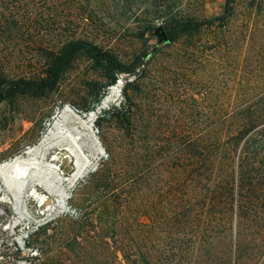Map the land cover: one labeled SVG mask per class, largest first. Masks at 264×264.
<instances>
[{
	"label": "rangeland",
	"instance_id": "rangeland-1",
	"mask_svg": "<svg viewBox=\"0 0 264 264\" xmlns=\"http://www.w3.org/2000/svg\"><path fill=\"white\" fill-rule=\"evenodd\" d=\"M66 1L58 18L46 19L53 23L49 26L94 43L124 64L150 56L155 42L140 36L148 27H162L171 15L216 18L224 10V0ZM233 16L224 32L206 29L200 38L185 37L148 58L139 87L128 91L130 102L124 88L135 77L119 75L120 104L89 122L101 156L64 204L76 207L79 216H63L37 235L40 264H230V239L207 242L206 208L186 207L194 170L186 155L190 133H195L197 158L204 140H214L221 128L218 115L240 111L260 93L255 84L264 85V0H239ZM14 42L6 44L12 59L1 64L0 73L41 77L45 66L40 52ZM107 83L104 72L80 55L54 91L1 103L0 162L36 145L59 110L71 108L88 119L99 106L86 112L97 93L104 94L103 100L114 86ZM124 106L133 116L132 132L122 125ZM74 162L62 166L66 180ZM33 171L27 166L11 173L25 180ZM112 183L118 187L112 189ZM39 192L49 201L44 206L62 207L58 197ZM24 194L31 206L37 205L27 190ZM106 198L116 203H109L105 212ZM231 255L234 259V247ZM246 264H264V256Z\"/></svg>",
	"mask_w": 264,
	"mask_h": 264
},
{
	"label": "trees",
	"instance_id": "trees-1",
	"mask_svg": "<svg viewBox=\"0 0 264 264\" xmlns=\"http://www.w3.org/2000/svg\"><path fill=\"white\" fill-rule=\"evenodd\" d=\"M238 2L224 0L223 15L216 18L171 15L160 27L168 39L161 44L155 36L158 28L148 27L140 36L146 39L147 35V39L155 42L150 56L124 64L94 43L56 33L54 26H49L54 17L63 13L66 5L61 4L67 3L66 0H0V66L12 59L6 46L12 41L40 52L45 66L39 78H7L0 73V104L19 96L40 98L54 91L80 55H85L96 69L104 72L109 85H115L121 74L134 76L135 79L127 81L124 88L125 98L130 102L128 91L139 87L148 58L180 39L199 37L206 29L224 32L234 17ZM49 17L51 22L46 21ZM255 87L261 89L260 93L249 99L240 111L218 115L221 128L214 140H204L197 158L193 154L195 133L187 137V165L194 170L188 179L186 207L206 208L204 216L208 226L204 235L207 242L209 239H230V264L253 263L264 256V85L255 84ZM103 95L97 93L86 112L93 111ZM121 113L123 127L132 132L131 110L124 106ZM110 187L113 189L118 185L112 183ZM109 203L115 204L116 200L105 199L102 207L105 212L109 210ZM233 247L234 259L231 255ZM127 249L124 245L121 247L124 256Z\"/></svg>",
	"mask_w": 264,
	"mask_h": 264
},
{
	"label": "bare ground",
	"instance_id": "bare-ground-1",
	"mask_svg": "<svg viewBox=\"0 0 264 264\" xmlns=\"http://www.w3.org/2000/svg\"><path fill=\"white\" fill-rule=\"evenodd\" d=\"M122 89L123 82L120 79L109 89L97 111L88 119L79 116L71 108L57 111L41 140L25 150L22 155L10 160L9 168H1V179L6 187L14 193L16 185H21V189L28 191V197L35 198L42 206L48 201L47 197L39 192V189L44 190L50 197H58L60 206L65 207L68 192L101 156L89 122L98 113L119 105ZM73 160L74 169L66 180L60 171L67 161ZM27 166L34 168L35 171L30 172L25 180L23 175H12V171H23ZM23 196L27 197L25 194Z\"/></svg>",
	"mask_w": 264,
	"mask_h": 264
},
{
	"label": "built area",
	"instance_id": "built-area-1",
	"mask_svg": "<svg viewBox=\"0 0 264 264\" xmlns=\"http://www.w3.org/2000/svg\"><path fill=\"white\" fill-rule=\"evenodd\" d=\"M9 167V161L0 162V170ZM24 190L17 184L13 193L0 174V264H40L43 251L37 235L63 216H79L76 207L31 206Z\"/></svg>",
	"mask_w": 264,
	"mask_h": 264
},
{
	"label": "water",
	"instance_id": "water-1",
	"mask_svg": "<svg viewBox=\"0 0 264 264\" xmlns=\"http://www.w3.org/2000/svg\"><path fill=\"white\" fill-rule=\"evenodd\" d=\"M155 36H158L159 44H161L164 41L168 42V39H167L165 33L162 32V28H160V27L155 31Z\"/></svg>",
	"mask_w": 264,
	"mask_h": 264
}]
</instances>
